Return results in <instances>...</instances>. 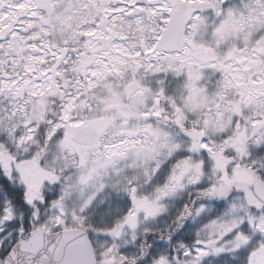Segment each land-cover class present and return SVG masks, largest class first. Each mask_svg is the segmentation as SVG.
I'll return each mask as SVG.
<instances>
[{
    "label": "snow or ice",
    "instance_id": "6c2138e0",
    "mask_svg": "<svg viewBox=\"0 0 264 264\" xmlns=\"http://www.w3.org/2000/svg\"><path fill=\"white\" fill-rule=\"evenodd\" d=\"M0 264H264V0H0Z\"/></svg>",
    "mask_w": 264,
    "mask_h": 264
}]
</instances>
